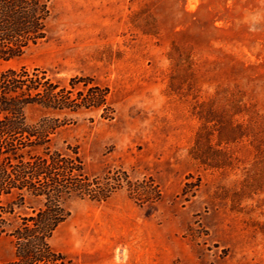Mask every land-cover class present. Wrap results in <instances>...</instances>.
<instances>
[{
	"label": "rangeland",
	"instance_id": "obj_1",
	"mask_svg": "<svg viewBox=\"0 0 264 264\" xmlns=\"http://www.w3.org/2000/svg\"><path fill=\"white\" fill-rule=\"evenodd\" d=\"M0 85V264H264V0H0Z\"/></svg>",
	"mask_w": 264,
	"mask_h": 264
},
{
	"label": "trees",
	"instance_id": "obj_2",
	"mask_svg": "<svg viewBox=\"0 0 264 264\" xmlns=\"http://www.w3.org/2000/svg\"><path fill=\"white\" fill-rule=\"evenodd\" d=\"M25 21H27L26 26H28V29H29V30H26V32H24L25 37L29 36L30 32H37V30H30V28H31L30 26L32 24L31 21H28V20H25ZM13 23H14V21H13ZM42 31H43V29H42ZM41 36H43V35H41ZM8 88L9 87H7V86L0 85V116L1 115L4 116L3 119H0V124L2 123L4 128L8 127L7 129L0 131V140L2 139V141L0 142V157H6L7 160H10V159L11 160H13V159L19 160V159H24L27 155H31V152L33 150H37L41 146V144L34 142V141H26V140L17 144L15 142V140H12V142H11L9 140V138L6 136V134L8 133V130H11L10 128L11 127L13 128V126H14V124L8 118L10 115L9 111L11 109L14 111L17 103L21 102V96L22 95H23V97H26V99L29 98L24 93L15 94V93H13V91L9 90ZM31 102L27 101L26 103L28 105ZM26 103L24 102V104H22V105L24 106V105H26ZM3 122H5V123H3ZM11 131L13 132V130H11ZM21 132H23V131H21ZM24 133L27 134L28 132L26 130H24ZM16 134H18V133H16ZM29 135H31V134H29ZM6 138H7V140H6ZM41 174H42V172L39 173L38 176H40ZM8 176L9 177H7V178L10 179L11 176L10 175H8ZM18 182H19L18 180H15L13 182V184H15V186H12V187L10 186L9 188L10 189L12 188L11 190H15V189L19 190V189H21V187L23 188V185H21V183H18ZM17 184H20V186ZM8 185L9 184H7L6 178L4 176L0 175V189H1V186H4V189H5V187ZM7 193L11 194V191H9ZM7 193H6V195H7ZM57 224H58V219H57V221H54L53 225L57 226Z\"/></svg>",
	"mask_w": 264,
	"mask_h": 264
}]
</instances>
